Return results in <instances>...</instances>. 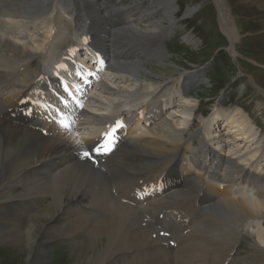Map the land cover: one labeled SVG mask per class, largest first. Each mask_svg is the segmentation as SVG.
I'll return each instance as SVG.
<instances>
[{
    "label": "bare ground",
    "instance_id": "obj_1",
    "mask_svg": "<svg viewBox=\"0 0 264 264\" xmlns=\"http://www.w3.org/2000/svg\"><path fill=\"white\" fill-rule=\"evenodd\" d=\"M67 1L64 5L65 0H0V26L9 31V28L43 19L54 24L48 28L51 32L56 29L57 18L62 16L70 23L73 21L75 29L79 30L75 39L78 37L77 42L81 44L84 35L81 31L85 27V24H79L85 20L81 15L82 6L99 18V26L104 24L105 16L111 24H117L113 32L108 30L110 37L119 38L115 42L103 38L106 36L103 28L91 35L115 56L112 67L116 70L107 73L110 78L98 85L84 110L76 114L78 128L72 130V134L87 143L102 127L106 126L107 130L111 116L126 115L139 103H144V109L153 106L147 111L153 125L149 129H139V133L137 129L128 131V137L134 139L120 146L115 160L105 162V167L113 168L109 176L104 174L103 168L78 161L74 155L82 148L76 140L62 139L60 135L65 134H54L49 126L43 128L47 133L42 132L37 116L30 119L19 116L22 111L20 100L28 94L36 98V92L40 94L45 89H40L44 87L42 83L50 79L47 76L50 66L43 65L36 78L27 80L24 77L21 84L18 77L25 71L19 70L20 63L41 57L46 43L37 47L29 43L22 45L0 33V52L6 54L0 56V219L6 223L0 225L4 231L0 233L4 236L2 239L11 242L14 257L18 259L23 254V260L29 257L28 262L32 264L37 258L34 255L42 251L40 256L44 262L53 241L48 235L53 233L66 240H75V243L88 239L85 250L78 253L73 264H232L234 260L240 264H264V247L260 245L264 244V158L254 168L256 153L242 154L236 148L240 143L253 142V127L236 109L221 108L222 111L213 113L216 118L209 122L212 131L207 129L203 134L190 135L187 127L193 108L185 97L176 105L181 109L182 120L173 126L170 123L172 116L168 119L161 115L165 106L173 105L172 98L169 96L160 103L157 96L169 85L166 81L174 78V72L155 76L142 66L144 62H156L165 67L162 45L163 39L177 25L175 0H133L131 6H121L126 0ZM104 1L112 5L111 13L102 9ZM214 2L219 25L230 41L233 55L238 32L225 0ZM192 13V9L186 10L184 18ZM22 36L15 34L16 40H22ZM185 40L194 44V38L190 36ZM138 45L147 48V54L138 52ZM123 54L126 57L121 60L119 57ZM51 60L44 58L45 63ZM202 76L201 71L181 73L179 82L186 87L201 83ZM50 101L47 94L46 104ZM145 112L141 110L135 115L137 122ZM219 112L223 117L224 136L232 138L231 146L225 145L221 140L223 137L217 134L221 130L216 123ZM148 134L154 139L146 142ZM187 135H190L188 142L184 141ZM195 139L199 147L193 150L192 140ZM140 140L144 143L139 144ZM185 143L186 152L191 154L182 160L178 147ZM152 169L156 170L150 177L143 178L139 174ZM111 176L117 179V196L109 193ZM165 176H171L179 183L170 195L160 199L158 196L147 197L150 193H145L141 199H135L145 186L160 179L167 183ZM125 182L131 184L127 198L122 194ZM16 185H20L18 192H14ZM149 215L155 220L159 216L174 220L189 216L192 229L196 231L191 235L192 242L171 252L168 244L163 246L164 240L146 227L142 217ZM5 216L11 220L7 221ZM21 216L26 217L27 227L20 231L16 222ZM196 219L200 220L197 224ZM252 228L260 244L248 243L247 256L238 258L236 251L248 242ZM37 248L39 252L35 254Z\"/></svg>",
    "mask_w": 264,
    "mask_h": 264
},
{
    "label": "rangeland",
    "instance_id": "obj_2",
    "mask_svg": "<svg viewBox=\"0 0 264 264\" xmlns=\"http://www.w3.org/2000/svg\"><path fill=\"white\" fill-rule=\"evenodd\" d=\"M128 1H130L131 5L133 4V0H126L123 4H121V6L128 5L126 4ZM175 2L177 9L175 19L177 20V25H175V29L173 30V32L169 34L170 37L166 41V46L163 50L166 57L164 61L165 67L161 66V63L158 64L156 62H146L142 64L145 69L150 71V73L152 72L151 74H154L155 76H163V74L169 75L170 71L174 72V78L166 81L169 83V85L166 89L164 88L165 90H163V92L161 90L157 98L159 100L161 96L169 95L173 99V104L179 103L178 101L181 96V94L179 93L180 89L178 84L180 74L200 71L204 69L202 70L205 72L203 73L201 83L196 84L195 82V84H192V88L189 87V89L184 92V95L186 96L185 99L191 102V107L193 108L191 117L189 118V126L187 127L190 130L189 134L191 135L205 130L207 127L206 122H209L212 118H216L213 114L216 110L220 111L221 108L225 110L236 109L237 112L239 111L245 116L247 122L253 127L252 134L254 136V140L251 144L245 145L238 142L240 144H238L239 147L236 148L237 151H240V153L242 154H247L248 152H250L251 154L256 153V157L254 158L252 164L255 168L258 162L261 161L262 158H264V154H262V151L264 149V96L262 95L264 94V0H225V6L228 9L234 26L236 27V31L238 32V37L234 41L233 55L230 51V41L223 33L219 25L218 11L214 0H175ZM188 9H192L193 13L190 15V17L184 18V14ZM59 23L62 26L65 25L62 19L59 20ZM45 24L46 23L41 22L40 26L44 27V29L48 31V28L44 26ZM24 29H26L30 33L35 31V29L30 25H25ZM47 33V37H45V33H38V36L32 39L30 41L31 44H29L37 47V45H41V42L42 45L44 43H47L45 42V38L48 39V37L52 33V30L51 32L48 31ZM186 36L194 38V44H188V40H185ZM56 37H60L59 33L56 35ZM103 38L105 39L104 36ZM113 39L119 40L118 37H115ZM115 40L111 41L115 42ZM56 43L57 41L55 42V44ZM56 45L62 46L63 44L59 43ZM51 46L52 43L50 44V46H48V49H50ZM62 49L64 50L65 48L63 47ZM63 50L56 48L55 51L60 53L63 52ZM136 50L144 54H147L148 51V49L142 45H138L136 47ZM46 57L54 59L51 51L47 53ZM20 77L21 75L18 77L19 80ZM20 83L22 84L24 83V81L21 80ZM128 85H131V83H129ZM255 86L258 89H256ZM174 107V109L168 110L167 115V118H171L172 116V118L170 119V123L173 126L178 120H182L180 114L181 109H179L176 105H174ZM218 114L220 116L218 124H220L223 117L221 118V112L216 113V115ZM218 134H220V138L223 137L221 138V140L225 145L231 146L230 141L232 138L230 135L224 136V131H220ZM68 135H70L71 137ZM190 135H187L184 141H190ZM146 136V142L154 139V136L152 134H148ZM60 137L69 141L76 140L78 144L79 142H81L79 141V137H76L75 135L70 133L60 135ZM133 139L134 137H132V139L130 140ZM249 140L252 139L250 138ZM192 143L194 144V142ZM185 145L187 144L185 143L180 146H182L183 150L185 151V158H187L189 156L188 154L191 153L186 152L184 148ZM198 147L199 144L197 142V146H195V149L193 150H196ZM178 150H180L179 147ZM156 169L148 170L144 173L142 172L139 174L143 176V178H147L152 176ZM197 175L201 176V173L198 172ZM126 183L127 182H125V184ZM19 187L20 185H16L14 192H18ZM128 190L131 191V184H126L122 189V194L124 195V197H126ZM39 206L42 207V205ZM4 218L7 221L11 220L8 216H5ZM167 218L168 217L163 216L156 219V221H154V226L156 228V232L158 231L157 236L159 233V222L161 223V221L170 222L171 220H173L174 224L180 227V235L175 239H172L174 243L176 242L175 244L177 248H173L168 244L169 250L171 252H177L183 246H186L192 242L193 233H195L196 231L192 229V225L190 224V217L187 215H184L181 219L177 220L180 221V223H176L174 219ZM1 220L2 219H0V225L5 223L4 220ZM196 220L197 221L195 224L200 221L198 219ZM16 223H19V230H24L27 227L26 217L21 216L19 221H17ZM184 225L185 229H183ZM252 230L253 232H251V236L248 239L247 244L252 242L260 244L257 240V237H255L256 235H254L255 229L252 228ZM0 232L3 233L4 231L0 229ZM1 233L0 264H29V257L24 261L23 254L20 256V258L18 257L19 260L14 257L15 250L12 248V244H10L11 242L2 239V237L4 236ZM54 236L55 234L53 233H50L48 235L49 238H53L54 242L52 241L44 262L41 260L42 256H40L43 252L41 251V253H38L39 249L37 248L35 250V254H38L34 255V257L37 258L33 260L30 258V260H32L33 262L32 264H73L77 259L76 256H78V253L85 250L84 248H86V242L88 240L81 239V242L83 243H75V240H66ZM183 238H185V240ZM168 242L169 240L167 241V243ZM247 244L240 245V247L242 246V249L239 247V249L237 250L239 251L241 249L238 252V258L247 256L249 252V245ZM260 245L264 247V244ZM232 264L240 263L239 261L234 260Z\"/></svg>",
    "mask_w": 264,
    "mask_h": 264
},
{
    "label": "snow or ice",
    "instance_id": "obj_3",
    "mask_svg": "<svg viewBox=\"0 0 264 264\" xmlns=\"http://www.w3.org/2000/svg\"><path fill=\"white\" fill-rule=\"evenodd\" d=\"M120 126V124H119V122L117 123V127H119ZM110 135V134H109ZM105 150L107 151V150H110V149H108V148H105ZM85 155H88V153H85Z\"/></svg>",
    "mask_w": 264,
    "mask_h": 264
}]
</instances>
